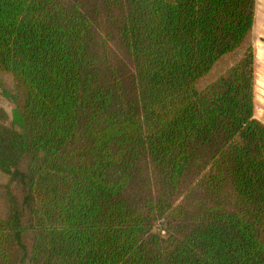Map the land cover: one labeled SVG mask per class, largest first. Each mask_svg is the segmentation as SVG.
Listing matches in <instances>:
<instances>
[{
  "label": "trees",
  "instance_id": "obj_1",
  "mask_svg": "<svg viewBox=\"0 0 264 264\" xmlns=\"http://www.w3.org/2000/svg\"><path fill=\"white\" fill-rule=\"evenodd\" d=\"M256 0H0V264H264Z\"/></svg>",
  "mask_w": 264,
  "mask_h": 264
},
{
  "label": "crops",
  "instance_id": "obj_2",
  "mask_svg": "<svg viewBox=\"0 0 264 264\" xmlns=\"http://www.w3.org/2000/svg\"><path fill=\"white\" fill-rule=\"evenodd\" d=\"M247 42L254 55V116L264 123V0H256L254 21Z\"/></svg>",
  "mask_w": 264,
  "mask_h": 264
},
{
  "label": "rangeland",
  "instance_id": "obj_3",
  "mask_svg": "<svg viewBox=\"0 0 264 264\" xmlns=\"http://www.w3.org/2000/svg\"><path fill=\"white\" fill-rule=\"evenodd\" d=\"M249 45L248 42L243 44L239 49L235 50L231 54L224 55L210 70V72L200 78L196 82L197 90L203 89L206 85L214 81L220 74H222L227 68H229L242 54L246 46ZM0 108L3 109L9 117H11V111L13 109V105L10 101L5 99L0 92ZM7 177L0 172V184H6Z\"/></svg>",
  "mask_w": 264,
  "mask_h": 264
}]
</instances>
